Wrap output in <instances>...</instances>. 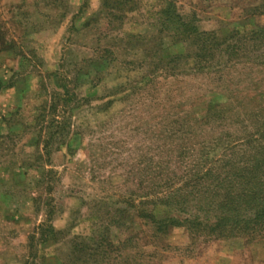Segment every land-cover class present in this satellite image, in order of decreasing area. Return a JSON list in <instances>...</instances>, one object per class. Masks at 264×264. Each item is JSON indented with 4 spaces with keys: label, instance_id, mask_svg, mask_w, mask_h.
<instances>
[{
    "label": "rangeland",
    "instance_id": "rangeland-1",
    "mask_svg": "<svg viewBox=\"0 0 264 264\" xmlns=\"http://www.w3.org/2000/svg\"><path fill=\"white\" fill-rule=\"evenodd\" d=\"M168 1L0 0V264H70L91 255L97 261L88 264H128L138 243L154 263L264 264V230L192 241L183 227L166 237L143 225L151 214L204 216L210 208L188 170L233 165L264 137V63L247 64L263 62L264 44L251 59L230 54L227 70L209 79L180 74L193 47L167 50L172 31L161 32L168 28L159 13ZM172 1L203 30L236 25L242 37L264 26V0ZM161 71L175 76L142 85ZM62 78L70 94L53 111L61 123L48 124ZM136 80V89H148L129 99ZM212 94L228 102L206 114ZM61 109L70 114L62 118ZM172 188L191 193L180 192L178 203L166 198Z\"/></svg>",
    "mask_w": 264,
    "mask_h": 264
},
{
    "label": "trees",
    "instance_id": "trees-1",
    "mask_svg": "<svg viewBox=\"0 0 264 264\" xmlns=\"http://www.w3.org/2000/svg\"><path fill=\"white\" fill-rule=\"evenodd\" d=\"M175 7L174 1L170 0L167 2L159 13L160 24L166 25L172 31L174 37H187L192 40L191 46L193 48L191 51L193 50V54L190 53V57H192V63L196 67H201L205 63L208 64L216 55L222 54L225 57V50H236L234 43L236 42V29H232L229 35L225 37H222L219 33L199 31L193 23L187 22L184 16L176 13ZM261 30L264 32V28H261ZM246 33H253L252 29ZM259 55L264 56V54ZM80 71H82L81 68ZM62 81L65 90L64 92L55 93L58 98L50 106L52 113L53 111L54 113L58 112L59 102H62V98H65V95L67 98L70 94V88L67 84L71 81L64 78H62ZM76 84V87L80 85L79 82ZM59 111L63 115L62 118L70 114L64 109ZM54 113L51 116L52 120L50 118L48 124L50 122L54 123V121L61 123V121L54 120L57 117L54 116ZM196 120L199 121L200 119L197 118ZM260 140H264V137L259 140L255 139L253 141L254 145H250L252 147L248 156L245 155V158L238 159V162L229 165L230 167L228 164L231 162H227L224 168L218 167L216 169L212 167L197 172L188 170L187 173H190L186 175L193 174L192 177H194L193 180L196 182V186L199 185L201 187L198 198L204 197L206 200L203 202L204 205L210 208V211H206L204 216L197 214L195 216L188 215L183 220L181 217L168 216L165 219L156 220V217L154 218L153 214H151L152 219L146 220L147 224H151L157 232L167 231L170 226L181 224L188 226L195 234L202 232L210 237L228 236L236 231L245 235L251 234L255 236L257 235L256 233L259 234V232L264 230V153L259 151L262 146L257 145L262 144L263 141L261 142ZM242 154L245 153L241 152L240 155L242 156ZM189 180L192 181L191 178ZM184 181L182 184L188 182V176ZM174 191L175 188L170 189L166 198L169 197L172 200L178 198V203L180 198H184V194L180 192H186L188 196L191 193V189L190 191L181 189L178 194ZM172 200L167 201L170 203ZM165 205L169 204L165 203ZM140 213L138 212V214ZM130 216L132 217V215ZM140 216L147 217V215L143 214ZM50 232L56 233L54 229H50ZM43 241L44 239H42ZM90 257H92L94 262L97 261L94 255ZM75 259L76 257H72L70 264H88L87 261L91 260L79 261L80 258L78 259V257ZM106 264H115V262Z\"/></svg>",
    "mask_w": 264,
    "mask_h": 264
},
{
    "label": "crops",
    "instance_id": "crops-1",
    "mask_svg": "<svg viewBox=\"0 0 264 264\" xmlns=\"http://www.w3.org/2000/svg\"><path fill=\"white\" fill-rule=\"evenodd\" d=\"M195 26L198 28L199 31L201 30V31H204V32H209V33H219V34L221 33L220 35L222 37H225V36L229 35V33H230V31L232 29H236L237 30L236 34H239L238 33V27L236 25H234L233 27H229L228 25H225V27L223 26L224 31L222 30V32L221 31H217V30H203V29L199 28L198 25H195ZM261 28H264V26H261L260 24L252 25L249 30L252 29L253 33H245V31H243V33H242L243 36L242 37L240 35H235L236 42H234V43H235L236 50L235 49H232L233 51L225 50L224 51L225 57H223L222 54L221 55L219 54V56L216 55L211 61L208 62V64L205 63V64L201 65V67H196V65H194L192 63V59H191L192 57H188L189 59L186 58V60L188 62L187 66H189V68L188 69L185 68V70L182 71L180 74H183V75L184 74H190V75H200L201 74V75H204L205 78L209 79V78L213 77L214 75L220 74V73L224 72V70H227V68L232 64V62L230 64H226V65L223 66L222 61L227 62L228 61L227 57H229L230 54L236 53L237 57L241 56V55H244V56L248 55V58L251 59L252 52H253L251 50L255 51L256 49H258V45L255 46L256 43L262 44V47H263V44H264V32H262ZM161 32H169V29L164 28L163 30H161ZM169 34H171L172 42L168 46L167 50H169L170 53H172L174 55H176V54H184L185 50L187 51V49L183 47L184 42H186V41L191 42L192 40L187 38V37H185V38H183V37H174L172 33H169ZM131 36H135V35L132 34ZM135 37H137V36H135ZM130 38L131 37H129L128 39H130ZM190 53L193 54V50ZM218 58L220 59V63H222V65L220 64V66L218 68H213L212 67V63L214 61H215V63L216 62L218 63V61H217ZM257 63L258 64L264 63V61L263 62H257V60L252 57V60L249 61L247 64L248 65L249 64L253 65V64H257ZM160 69L161 70L165 69V71H166V68H164L162 66H160ZM172 71H174V70H172ZM173 75H169L168 72L165 73L164 71H161L160 73H157L156 76H154V74H151V75L148 74V75L144 76L146 78V80L143 77L142 85L144 87H150V86L157 85L158 82L160 84H162L163 82L166 83V82L169 81L168 77H172ZM158 76H162V78H164L162 82H160L161 80L158 81L159 80ZM137 83H140V81L136 80V82H132V83L129 84V86H128V98L129 99L134 97V96H136V95H144V93L148 89V88L136 89L135 85H137ZM202 95H203L202 93L197 94L195 100H197L198 98L200 99ZM212 97H216L217 100L214 102L213 98L212 99L211 98L207 99L206 105L208 107H207V109L205 111L206 114H208L209 112L212 111V109H211L212 107L211 106H214L215 104H217V101H218L219 104L221 103L223 105L226 104V102H228V99L225 96H223V95H219L218 96L216 94H214V95L212 94ZM192 109L194 110V112L198 111V108H197V106L195 104L193 105ZM198 126H199V124H198ZM165 218L166 217L160 218V217L157 216L156 220H161V219H165ZM145 223L147 224V222L144 221L143 225ZM148 225H150L152 227L151 224L148 223ZM177 227L185 228L186 232L188 233V235H189V237H190V239L192 241L198 240L201 237H204V238L210 237L208 235H205L202 232H199L198 234H195L188 226L181 225V224L172 225V226H170L167 229V231L164 230L163 232H157L153 228L154 229L153 232L155 233L156 236H166L167 237L171 233L170 231L173 228H177ZM131 229L128 226V230L130 231V233H134L136 235V232L134 231V229H132L133 231ZM243 234H241V233L236 231V232L230 233L228 236H222V237H214V236L212 237L211 236L210 238H228L230 236H239L240 237V236H243ZM145 249H146V246H144L142 244H139V243L136 244L134 251L133 252H128V264H162L163 261L161 259H160V262L154 263L155 260L154 259H153L154 261L151 260L150 253L147 252ZM124 264H127V263H124Z\"/></svg>",
    "mask_w": 264,
    "mask_h": 264
}]
</instances>
